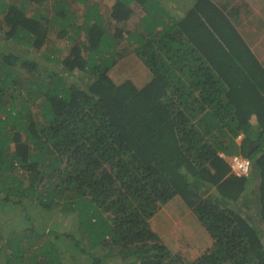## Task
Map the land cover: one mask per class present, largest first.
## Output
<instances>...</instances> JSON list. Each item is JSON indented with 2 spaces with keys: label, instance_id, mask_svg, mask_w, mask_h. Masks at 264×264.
Segmentation results:
<instances>
[{
  "label": "trees",
  "instance_id": "obj_1",
  "mask_svg": "<svg viewBox=\"0 0 264 264\" xmlns=\"http://www.w3.org/2000/svg\"><path fill=\"white\" fill-rule=\"evenodd\" d=\"M45 1L0 0V264H264V64L228 15L254 40L250 10L192 0L174 17L160 0H114L116 23L145 11L128 31L94 6L78 24L64 0L50 17L30 9ZM123 63L135 71L118 81ZM255 174L259 224L239 206ZM173 197L212 239L194 260L151 227ZM55 212L75 226L50 228Z\"/></svg>",
  "mask_w": 264,
  "mask_h": 264
},
{
  "label": "rangeland",
  "instance_id": "obj_2",
  "mask_svg": "<svg viewBox=\"0 0 264 264\" xmlns=\"http://www.w3.org/2000/svg\"><path fill=\"white\" fill-rule=\"evenodd\" d=\"M10 1V0H8ZM114 0H86L85 3H81L75 0H64L67 3L68 9L71 12H75L77 17L75 23H80L82 20V13L88 6H94L96 10L103 16L106 20L105 22L112 23L115 27L121 28L123 30H142L141 25V17L145 14V11L135 3L132 4L133 13L131 14L130 18L126 21L116 23L111 17V6ZM192 0H160V3L165 7L172 16H176L181 12V9L187 8L190 5ZM222 1V0H221ZM229 2H234V0H227ZM243 2L240 6V9L250 10L251 16L249 18L250 21L247 19L248 16H243L244 22H251L249 23L246 29L252 30V34L257 35V39H250L249 34L245 31V29L241 28L234 20V15L232 12L229 13V18L232 23L236 26L239 30V33L242 35V38L249 43L250 48L253 49L255 55L260 59L261 64H264V27L263 29H258L257 27L253 26L252 22L254 21V15H260L261 12L259 11V3L264 7V0H237L236 3ZM31 10L37 9L40 11L42 16L50 17L55 12L53 10L54 0H48L40 4L32 3ZM230 7V6H229ZM30 13H32V11ZM256 13V14H255ZM111 25L109 29L111 31L114 30V26ZM125 34V32L123 33ZM48 42L54 40L55 43H61L64 40L62 38H55L54 33L48 34ZM125 36V35H124ZM252 38V37H251ZM123 40V39H122ZM119 51L121 53H128L130 51L129 46L124 44L118 45ZM66 51V50H65ZM131 52V51H130ZM132 53V52H131ZM264 66V65H263ZM135 71L129 69V65L123 63L122 68H119V73L112 75L113 78L119 79L118 81L125 80L126 78L131 77L132 73ZM136 77L139 82L143 79H149L150 73L148 71L139 70L136 74ZM256 144V142H254ZM253 148V146H251ZM247 195L249 193H246ZM178 197H173L170 202L166 203L165 205H161L158 209L157 213L151 218V227L152 229L158 233V236L162 243H164L172 253L174 254H184L183 257L187 260H194L198 255L202 253L200 249L207 250L212 245V239L209 237L208 233L205 231L204 227L198 222L196 217L192 214L190 209H187L182 203L177 202ZM56 215L54 216H46L47 222L51 225L50 228L57 231H65L70 226L74 225L76 221L73 220L74 218L71 217V214H64L62 217H58L60 212H55ZM17 219V218H16ZM72 219L70 223H68ZM18 220V219H17ZM74 223V224H73ZM43 222H41V225ZM83 243L86 242V236L82 238ZM69 252L65 253V258L62 260V264H87V260L83 256H79L78 258H74L71 260V257L68 254ZM102 255L108 254L106 251L101 252ZM112 254H115L114 252ZM109 255V254H108ZM82 258L81 260H79ZM104 261L108 262V264H118L115 263L116 259H111L107 257Z\"/></svg>",
  "mask_w": 264,
  "mask_h": 264
},
{
  "label": "crops",
  "instance_id": "obj_3",
  "mask_svg": "<svg viewBox=\"0 0 264 264\" xmlns=\"http://www.w3.org/2000/svg\"><path fill=\"white\" fill-rule=\"evenodd\" d=\"M256 145V144H255ZM254 146V144H253ZM257 178H256V174L254 175V179L251 181V185H249V188L246 189L244 195L242 196V199L240 201V208L246 213V217L248 218V220L254 222L255 224H259L260 223V219H262V213H261V209H260V205L256 202L254 204L257 205V207H251L249 205V200L251 197H254L257 193ZM246 193H249L248 195ZM250 221V222H251Z\"/></svg>",
  "mask_w": 264,
  "mask_h": 264
},
{
  "label": "built area",
  "instance_id": "obj_4",
  "mask_svg": "<svg viewBox=\"0 0 264 264\" xmlns=\"http://www.w3.org/2000/svg\"><path fill=\"white\" fill-rule=\"evenodd\" d=\"M232 168L234 170V173L237 175H243L247 174L249 171L250 162L248 159L234 156L231 159Z\"/></svg>",
  "mask_w": 264,
  "mask_h": 264
},
{
  "label": "clouds",
  "instance_id": "obj_5",
  "mask_svg": "<svg viewBox=\"0 0 264 264\" xmlns=\"http://www.w3.org/2000/svg\"><path fill=\"white\" fill-rule=\"evenodd\" d=\"M128 31H135V30H128ZM138 31H141V30H138ZM237 139H239V138H237ZM254 142H256V141H250V147L253 146V144H255ZM245 159H248V158H245ZM248 160L250 162V159H248ZM230 164H231V161H230ZM250 166H251V162H250ZM250 166H249V170H250ZM231 167H232V164H231ZM243 175H245V174H243ZM246 175L247 176L249 175V171ZM238 176H242V175H238Z\"/></svg>",
  "mask_w": 264,
  "mask_h": 264
},
{
  "label": "water",
  "instance_id": "obj_6",
  "mask_svg": "<svg viewBox=\"0 0 264 264\" xmlns=\"http://www.w3.org/2000/svg\"><path fill=\"white\" fill-rule=\"evenodd\" d=\"M250 148H251V147H250V143H249V149H248V152H250V150H251Z\"/></svg>",
  "mask_w": 264,
  "mask_h": 264
}]
</instances>
